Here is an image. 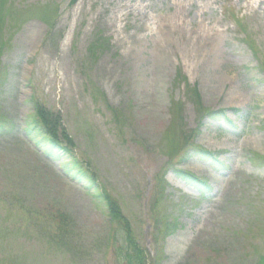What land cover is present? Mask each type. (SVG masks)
Listing matches in <instances>:
<instances>
[{
	"label": "rangeland",
	"instance_id": "1",
	"mask_svg": "<svg viewBox=\"0 0 264 264\" xmlns=\"http://www.w3.org/2000/svg\"><path fill=\"white\" fill-rule=\"evenodd\" d=\"M33 102L147 264H264V0H0V117ZM96 190L0 137V264H124Z\"/></svg>",
	"mask_w": 264,
	"mask_h": 264
},
{
	"label": "trees",
	"instance_id": "2",
	"mask_svg": "<svg viewBox=\"0 0 264 264\" xmlns=\"http://www.w3.org/2000/svg\"><path fill=\"white\" fill-rule=\"evenodd\" d=\"M28 112L20 130H17L18 128L10 120L7 121L4 117H0V136L12 137L22 141L30 148L31 152L33 151L44 158L58 172L60 177L62 176L64 179L76 183V185L81 183V186L87 189L91 195L92 190H96L95 187H99L96 190V195L100 201L99 204L102 206L101 210L104 216L108 218L110 233L111 231L113 232L111 236L114 234V230L118 228L121 236L124 237L125 248L121 249V258L124 259V264H147L146 253L139 246L134 230L129 225L125 215H123L120 205L112 198L111 194H108L100 187L101 185L97 184L95 178H89L88 174L82 172V166L76 154L73 153L75 142H73L70 134L66 131L61 114L50 111L37 102H33ZM215 115L221 118H217L219 120L228 119L226 112L217 111L210 113L207 117L211 118ZM201 154L211 157L210 160L214 162V166L220 165L219 159L215 157L216 155L206 151L201 152ZM38 177L39 179L45 178L40 173H38ZM181 179L187 181L200 193L206 194L207 182L203 179L188 172H184ZM40 181L42 180L40 179ZM56 198L60 207L63 208L60 197L57 196ZM68 214L67 210L63 212L58 210L56 213V218L60 219L62 229H67L68 222L72 221Z\"/></svg>",
	"mask_w": 264,
	"mask_h": 264
}]
</instances>
